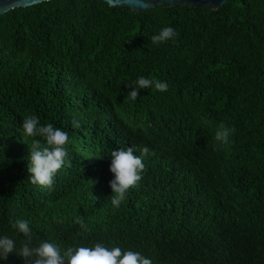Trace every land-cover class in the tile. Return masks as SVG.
Returning a JSON list of instances; mask_svg holds the SVG:
<instances>
[{
    "label": "trees",
    "instance_id": "1",
    "mask_svg": "<svg viewBox=\"0 0 264 264\" xmlns=\"http://www.w3.org/2000/svg\"><path fill=\"white\" fill-rule=\"evenodd\" d=\"M165 26L177 37L153 45ZM139 76L168 90L131 100ZM30 115L70 137L47 188L27 171L41 139L20 134ZM221 124L233 130L226 145L215 139ZM145 146L141 180L113 209L111 151ZM21 219L33 245L103 242L153 264H264V0L142 11L49 0L0 14V234L17 250ZM0 264L23 261L13 253Z\"/></svg>",
    "mask_w": 264,
    "mask_h": 264
},
{
    "label": "clouds",
    "instance_id": "2",
    "mask_svg": "<svg viewBox=\"0 0 264 264\" xmlns=\"http://www.w3.org/2000/svg\"><path fill=\"white\" fill-rule=\"evenodd\" d=\"M111 5L113 0H107ZM177 32L173 27H162L151 36L153 45L159 46L170 40H175ZM129 86V98L135 100L140 89L154 88L159 92L168 90L166 81L149 79L139 76ZM76 128L80 127L79 121L74 120ZM224 124L216 132L215 139L221 144H228L232 133ZM22 137H39L33 139L32 147L28 152L27 171L33 185L47 188L53 184L59 170L66 164L70 137L67 131L55 127L52 123L42 124L39 117L27 116L22 122L20 132ZM41 140L43 144H41ZM134 147L112 150L109 156V171L113 178L109 181L111 189L110 204L113 209H119L125 201L131 188L136 186L142 178L145 169L144 159L150 155L148 147H144L139 155L135 154ZM84 232L87 227L82 221L77 220ZM15 237H23L17 250V241L13 236L0 234V261L7 259L9 254H15L23 264H153L151 258L144 256L140 251L124 250L119 246L109 247L103 242H95L91 246L77 245L75 247L61 248L59 245L41 241L33 245V230L27 220H16L12 224Z\"/></svg>",
    "mask_w": 264,
    "mask_h": 264
},
{
    "label": "water",
    "instance_id": "3",
    "mask_svg": "<svg viewBox=\"0 0 264 264\" xmlns=\"http://www.w3.org/2000/svg\"><path fill=\"white\" fill-rule=\"evenodd\" d=\"M49 0H0V14L17 8L27 7ZM107 3V0H103ZM226 0H113L109 6H126L132 11H142L156 5L177 6L179 4L204 7L209 9H217Z\"/></svg>",
    "mask_w": 264,
    "mask_h": 264
}]
</instances>
